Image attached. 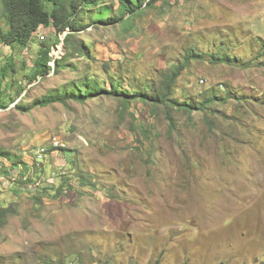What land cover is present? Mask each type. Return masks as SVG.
I'll use <instances>...</instances> for the list:
<instances>
[{
    "label": "rangeland",
    "instance_id": "rangeland-1",
    "mask_svg": "<svg viewBox=\"0 0 264 264\" xmlns=\"http://www.w3.org/2000/svg\"><path fill=\"white\" fill-rule=\"evenodd\" d=\"M104 3L111 21L75 34V51L71 31L53 28L27 49L0 43V154L23 161L0 155V263H264V52L249 64L263 49L264 0L159 1L129 30L114 23L118 0ZM224 37L241 62L195 61L173 96L197 107L229 85L237 96L219 111L108 94L34 103L86 72L109 89L115 60L158 81L192 40L212 53ZM41 42L73 68L38 74ZM89 43L95 60H82Z\"/></svg>",
    "mask_w": 264,
    "mask_h": 264
},
{
    "label": "trees",
    "instance_id": "trees-1",
    "mask_svg": "<svg viewBox=\"0 0 264 264\" xmlns=\"http://www.w3.org/2000/svg\"><path fill=\"white\" fill-rule=\"evenodd\" d=\"M163 1L167 3L168 0H118L119 9L116 14L114 23L118 22L126 30L135 27L134 20L138 16H142L147 8H152L156 2ZM112 12L111 7H108L104 0H0V43L4 46H9L13 49H27L31 42L36 38L37 33L43 28H53L57 35L63 34L67 30L71 33L65 37V49L67 52L75 51V45L71 38L74 35L86 30L93 22H109L108 14ZM129 15V17H127ZM127 17V18H126ZM45 38V37H44ZM192 40L187 46L186 54L179 59L176 65L171 66L164 72L158 81H146L149 78H142L136 74L133 69H125L120 60L106 62L104 64L105 70L108 73V78L111 82L108 89L103 85L95 75L86 72L83 79L74 80L70 83L62 85L59 90L54 91L52 96L42 100H36L34 103H39L42 106H48L55 102L66 104L69 99H76L83 103L91 96L98 94H108L128 99H140L143 102H152L153 105L177 106L184 109L199 108L205 111L207 105L211 108V112L219 111V106L228 101V97H236L233 87L223 85L226 90L218 91L212 89L210 93L205 95V98L196 105L188 103L187 101H179L173 98L177 90L178 82L183 74L190 68L193 62H201L208 60L212 64L228 63L229 65H236L241 62L240 59L235 58L228 52L227 46L230 44L227 37L222 38L215 44L213 52L207 53L196 49ZM91 43H89L88 51L85 53L83 49H78V54L82 60H95L91 52ZM263 49L258 50V55L251 58L249 64L258 61L264 52V44H261ZM39 51V59L36 60L38 74H48L51 70L56 73L66 71L73 68L72 65L65 62L66 56L62 59L55 60V66L52 67L50 56L52 48L55 46L47 45L41 42ZM74 53V52H73ZM111 70L115 73L111 74ZM3 73L13 72L9 66L2 69ZM94 76L97 79L90 77ZM150 80V79H149ZM151 81V80H150ZM153 82H156L155 84ZM158 82V84H157ZM129 88V90L126 89ZM133 88V89H132ZM132 89V90H130ZM21 90V88L19 89ZM240 98V97H239ZM186 100V99H185ZM24 110L23 106H20ZM8 158L12 166H22L23 161L17 157L9 154H0ZM27 170V167H23ZM92 182L86 181V187H90ZM2 217L5 219L7 209H2ZM1 264V263H0ZM45 264H62L60 261H47ZM99 264H111L109 261L101 262ZM160 264V263H159ZM264 264V263H262Z\"/></svg>",
    "mask_w": 264,
    "mask_h": 264
},
{
    "label": "built area",
    "instance_id": "built-area-1",
    "mask_svg": "<svg viewBox=\"0 0 264 264\" xmlns=\"http://www.w3.org/2000/svg\"><path fill=\"white\" fill-rule=\"evenodd\" d=\"M53 58V61H55L58 57H56L55 55L52 57ZM50 64H53V63H50ZM44 154V152H41L40 155Z\"/></svg>",
    "mask_w": 264,
    "mask_h": 264
}]
</instances>
